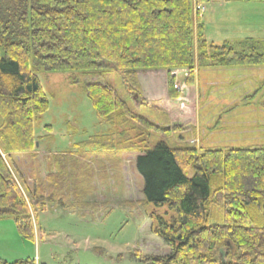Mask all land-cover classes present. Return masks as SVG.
Listing matches in <instances>:
<instances>
[{
    "label": "trees",
    "instance_id": "16d2710c",
    "mask_svg": "<svg viewBox=\"0 0 264 264\" xmlns=\"http://www.w3.org/2000/svg\"><path fill=\"white\" fill-rule=\"evenodd\" d=\"M194 1L204 0H0V219L12 216L22 235L34 239L36 211L52 203L66 210L77 202L90 206L84 199L95 189L80 190L82 179L98 177L84 156L88 149L103 171L99 158L135 153L145 201L169 210L168 218L153 214V231L170 253L132 257L142 264H264V145H174L168 138L174 128L137 114L126 96L139 93L141 71H167L174 99L173 71L186 70L192 84L196 68L264 65V41L209 42ZM32 65L93 73L84 89L110 127L78 145L88 148L83 156L54 157L44 179L25 161H36L35 122L49 109ZM114 70L123 73L125 98L107 82Z\"/></svg>",
    "mask_w": 264,
    "mask_h": 264
},
{
    "label": "rangeland",
    "instance_id": "374dc122",
    "mask_svg": "<svg viewBox=\"0 0 264 264\" xmlns=\"http://www.w3.org/2000/svg\"><path fill=\"white\" fill-rule=\"evenodd\" d=\"M225 1L202 2L206 11L199 18L206 39L217 45L245 39L264 41V2ZM32 69L41 82L49 109L35 122L34 133L39 141L33 154L36 161H28L30 156H25V161L44 179L54 157L83 156L88 148L78 145L107 134L110 127L101 123L84 89L93 73L36 70L33 65ZM122 74L110 71L107 82L125 98ZM186 75L185 71L179 72L176 81L185 84ZM138 79L139 93L126 95L130 97L129 105L137 114L174 128L168 136L170 143L199 148L264 145V65L198 68L194 82L188 84L189 90L177 92L174 99L164 88L167 89L168 73L141 71ZM184 136L187 138L183 139ZM86 152L84 156L92 170L98 172L97 179L90 176L92 180L85 178L80 183V190L95 189L84 199L90 206L77 202L74 210H66L63 205L52 203L47 209L36 211L31 225L34 239L22 235L12 216L0 219L1 261L142 264L131 256L134 251L146 256L170 253V248L153 231V214L168 218L169 210L145 201L143 178L135 167L137 154L114 153L109 161L103 156L98 160L107 165L103 171L92 159L97 153L90 149ZM194 172L190 167L186 175L192 178Z\"/></svg>",
    "mask_w": 264,
    "mask_h": 264
},
{
    "label": "crops",
    "instance_id": "0c3cea01",
    "mask_svg": "<svg viewBox=\"0 0 264 264\" xmlns=\"http://www.w3.org/2000/svg\"><path fill=\"white\" fill-rule=\"evenodd\" d=\"M225 2L227 3V2H231V1H230V0H227V1H225ZM234 2H239V1H234ZM207 40H208V39H207ZM208 41H210V40H208ZM211 42H212V41H211ZM148 72H153V71H148ZM156 72H157V71H156ZM162 72H165V71H162ZM179 72L182 73V72H184V70H182V71H175V72H173V75L178 76V73H179ZM165 74L167 75V72H165ZM166 81H167V80H166ZM164 88H165V90H166V86H164ZM194 106H195V105H192L193 108H194ZM171 119H172V118H171Z\"/></svg>",
    "mask_w": 264,
    "mask_h": 264
},
{
    "label": "water",
    "instance_id": "95a60500",
    "mask_svg": "<svg viewBox=\"0 0 264 264\" xmlns=\"http://www.w3.org/2000/svg\"><path fill=\"white\" fill-rule=\"evenodd\" d=\"M38 146V145H37Z\"/></svg>",
    "mask_w": 264,
    "mask_h": 264
}]
</instances>
